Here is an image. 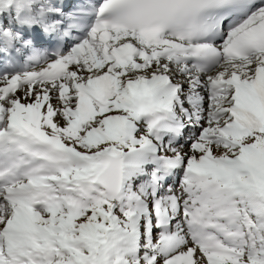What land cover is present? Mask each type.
Instances as JSON below:
<instances>
[{"label": "snow or ice", "instance_id": "snow-or-ice-1", "mask_svg": "<svg viewBox=\"0 0 264 264\" xmlns=\"http://www.w3.org/2000/svg\"><path fill=\"white\" fill-rule=\"evenodd\" d=\"M0 264H264V0H0Z\"/></svg>", "mask_w": 264, "mask_h": 264}]
</instances>
